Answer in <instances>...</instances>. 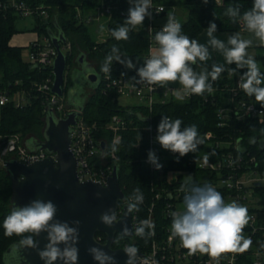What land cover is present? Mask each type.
Segmentation results:
<instances>
[{"label": "trees", "instance_id": "trees-1", "mask_svg": "<svg viewBox=\"0 0 264 264\" xmlns=\"http://www.w3.org/2000/svg\"><path fill=\"white\" fill-rule=\"evenodd\" d=\"M157 3L165 4L168 10L176 6L179 2L188 10L187 19L180 22L184 34L190 39L198 40V36L209 26V22L217 24L219 32H238L241 26L233 23L224 15L225 9L236 4L241 5V11L251 7L252 0H155ZM13 2H22L35 11L31 17L21 16L15 8ZM4 6L0 10V92H8L10 101L0 106V136L10 137L18 134L22 139L30 137L42 138L49 111L45 110L48 94L39 90V86L44 84L48 78L54 80L53 67L33 66L24 58V53L34 50L35 46L14 47L10 45V40L15 34L36 32L38 42L42 45L44 38L52 42V36L62 34L66 41L61 42L71 45L70 50L65 52L67 57L66 79L64 85V98L68 96L69 88L73 85V70L79 62V57L83 54L86 60L92 61L96 72L101 70V65L111 52L113 46L120 50L122 56L131 57L136 68L143 61L150 46V36L146 25L140 26L129 34L127 41H116L110 34L105 41H97L91 34L87 18L89 13L94 12L99 7L112 6V14H103L107 21L108 30L123 23L130 7L129 0H0ZM41 11H46L47 16L41 15ZM20 18H32L34 25L30 29H18L17 22ZM264 66V47L259 50L257 56ZM119 66L121 74H130L134 69H127L123 65L114 62ZM232 68L234 66L232 65ZM233 74L231 78H223L213 82L214 92L205 93L204 96L193 95L179 101L176 98L162 102L157 100L150 108L144 104L133 106H122L119 103V95L114 90H103V84L95 85L93 92L84 102V109L81 113L87 123H96L99 131L96 136L110 143L113 132L107 129V124L111 122L113 116H120L126 122V128L121 131V140L117 145L116 159L112 160L113 166H117L119 174V184L125 198L120 203L123 207L128 203V198L135 189H140L144 200L139 205L140 210L133 212L136 220L145 219L148 210L154 201L151 181L157 177L145 166L144 159L150 149V131L152 126L157 135V126L162 116L172 119H181L182 127L196 125L198 131L204 138V143L200 145L197 153H188L183 157L164 150L163 169L166 174L170 172L179 173L177 184H184L191 181L198 185L209 183L210 179L216 177L207 171L198 168V161L207 157L210 160H219L227 153L232 152L235 156L243 155L246 159L256 158L253 166L261 173H264V115L259 118L246 117L243 119L228 118L225 125H220L218 112L221 107L228 105L231 95L228 90L235 84V80L242 73ZM264 72V69H261ZM23 94L26 102L21 106H16L14 95ZM144 118V119H142ZM211 133L212 137L206 139L205 135ZM30 135V136H29ZM249 154V156H247ZM189 174L185 179L183 174ZM164 181H166L164 179ZM223 197L226 196L222 191ZM261 204L264 205V188H259ZM12 195V182L9 173L4 167L0 168V264H5L4 256L7 249L19 241V237L4 235L3 220L10 214ZM163 222V219H159ZM102 236L103 242L106 239L104 233H97V237ZM264 239V238H263ZM123 242L135 244L139 252H146L151 244V237L141 239L134 236L132 240H126L118 234L117 245L122 246ZM264 243V242H263ZM264 249V244L260 245ZM253 257L250 254L243 256L240 264H253Z\"/></svg>", "mask_w": 264, "mask_h": 264}, {"label": "clouds", "instance_id": "clouds-1", "mask_svg": "<svg viewBox=\"0 0 264 264\" xmlns=\"http://www.w3.org/2000/svg\"><path fill=\"white\" fill-rule=\"evenodd\" d=\"M203 3L207 4L208 0H203ZM129 4L123 23L109 30L116 41H127L133 30L143 26L145 18H151L149 9L152 8V0H129ZM224 15L240 25L248 37L245 38L238 31L225 42L217 38V24L210 21L206 28L208 42L202 44L184 34L181 23L169 13L166 23L154 34L155 49H150L142 66L136 68L131 57L122 56L119 48L113 46L101 65V71L111 74L112 65L117 62L127 69H136V76L132 78L135 84L166 88L169 83L178 82L180 88L173 89L172 94L183 101L192 95L212 94L213 82L219 80L226 70L230 75L243 70L239 75V89L264 107V72L255 57L247 51L255 42L264 45V0H252L251 7L244 11H241L240 4L229 6ZM100 31H105L103 25ZM210 49L220 53L226 65L235 67L226 69L224 64L212 63L209 71L207 61L211 58ZM198 67L202 70L197 71ZM182 124L181 119L162 116L156 135V141L163 149L179 154V157L197 153L204 143L196 125L182 127ZM118 143L115 141L110 146L111 151L117 150ZM204 159L206 162L207 157ZM147 162L157 170L163 167L153 150L148 151ZM180 191L184 193L183 209L169 213L170 239L178 238L190 255L207 254L217 261L225 252H244L250 248L251 239L243 235L245 226L252 219L246 206L236 200L226 202L213 185H198L190 178L181 185ZM143 200V193L135 189L128 198V211L138 212ZM57 211V206L51 200L35 199L27 205L14 206L3 220L4 235L19 237L18 243L12 245L13 255L33 249L43 264H79L81 222L61 221L57 219ZM100 221L107 227L122 223L113 209L103 212ZM153 229L150 220H142L131 229L126 224L122 225L121 236L135 235L147 239L154 235ZM42 233H46L47 243L41 249L37 238ZM86 252L94 264H118L116 256L103 247L90 246ZM123 253L125 264H148L147 258L139 255V248L135 244L126 245Z\"/></svg>", "mask_w": 264, "mask_h": 264}, {"label": "built area", "instance_id": "built-area-1", "mask_svg": "<svg viewBox=\"0 0 264 264\" xmlns=\"http://www.w3.org/2000/svg\"><path fill=\"white\" fill-rule=\"evenodd\" d=\"M3 6L8 8V5L0 3V10ZM12 6L23 17H31L35 14L33 9L22 2H13ZM101 9L103 14L111 15L113 7L107 5ZM149 11L152 13L151 18H145L144 24L150 36V46L148 53L144 56L143 61L138 64L137 68L142 66L149 55L150 49H155L154 34L165 24L163 20L168 14V7L152 0V8ZM40 14L47 16L46 11H41ZM88 20L90 21V17ZM38 40L31 43L35 48L29 52L27 61L33 66L53 67L57 56L56 48L46 38L43 39L42 45H40ZM61 47L64 52L70 50L71 45L66 43ZM92 66L96 72L95 66ZM119 71V66L113 64L111 74H105L101 70L96 72L104 85L103 90H114L119 95V98L122 96L136 97L140 104L142 103L151 108L157 101L156 94L160 91H166V88L158 86L135 84L132 78L136 76V69L130 74H121ZM53 81L48 78L44 84L39 86V90L48 94L45 110L54 113L58 118H65L71 108L66 104L64 97H59L52 93ZM238 81L239 78L228 89L231 93L227 102L228 105L219 109L220 125H225V121L228 118H259L264 115V107L257 103L254 98L247 97L239 89ZM172 92L173 90L169 92L170 96L175 98ZM7 93L0 92V106L10 101V95H7ZM17 95L16 106L19 107L26 100L23 94ZM192 96L187 98L189 99ZM161 101L165 102V100ZM126 125L127 122L122 117L113 116L111 122L107 124V129L113 132L112 141L108 143L96 136L99 131L96 123H87L82 115L78 116L76 124L72 125L73 134L70 149L78 161L77 171L81 181L93 180L103 185L108 184L114 170L112 160L116 159V151H111L110 146L115 141L120 142V133L126 128ZM147 129L150 131L149 150H153L157 154L159 162L163 165L165 159L163 152L165 149L156 141L153 127L149 126ZM205 137L210 139L212 134L208 132ZM25 141L26 139H22L18 134L10 137L0 136V168L4 167V163L7 160H17L24 164H30L49 156L56 160V154H50L44 150L29 149L25 145ZM103 141L105 142L104 149L101 148V142ZM144 164L152 174H157V177L150 183L154 192V201L148 210L147 217L142 219L150 220L154 225V235L150 236L151 244L146 252H141L143 254L141 257L147 258L148 264H240L243 256L247 254L253 257V264H264V249L260 248V245L264 244V205L260 203L261 195L258 194L259 188H264V173L253 167L256 164L255 157L246 159L243 155L235 156L232 152H229L219 160L207 159L205 162V159H201L198 161L197 166L199 169L212 173L216 177L215 180L210 179L209 183L218 191H225V201H238L247 207L249 215L252 217L243 230V235L252 241L250 248L244 252H225L219 257L218 261L207 254L196 253L190 255L188 250L182 247L178 238L170 239L171 216L169 213L183 209L184 193L180 191L182 183L176 184L174 180L179 181V175L175 178H170L169 173L166 174L164 172V167L159 170L155 169L154 166L147 162V157L144 159ZM126 204L128 205V203ZM159 219H163V222H159ZM140 221H137L136 215L133 214L134 226L138 225ZM97 238L103 242L102 236ZM126 245H129V243L123 242L122 248Z\"/></svg>", "mask_w": 264, "mask_h": 264}, {"label": "water", "instance_id": "water-1", "mask_svg": "<svg viewBox=\"0 0 264 264\" xmlns=\"http://www.w3.org/2000/svg\"><path fill=\"white\" fill-rule=\"evenodd\" d=\"M65 41L62 34L52 36V43L57 50L53 64L52 93L59 97L64 96L63 87L66 79L67 57L60 45ZM86 62V58L82 54L79 57L78 65H82L83 69L73 72V85L68 91L69 106H73L76 110L70 112L65 118H58L49 111L42 139L30 137L25 141V145L29 149L44 150L50 154H56V160L49 156L30 164H24L17 160L5 161L4 168L9 173L12 182L10 202L13 208L14 206L27 205L35 199L51 200L58 209L57 219L69 222L79 220L81 222L78 245L80 249L79 264H94L86 252L90 246L103 247L105 251L116 256L118 264H125L126 257L123 248L115 249L113 244L116 235H121L122 225L126 224L131 229L134 228V223L133 213L128 211L127 204L122 207L121 211L120 203L124 201L125 195L119 184L118 168L114 167L107 185L93 180L81 181L77 171L78 161L70 149L73 134L72 125L76 124L78 116L84 109V104L80 105L81 103L72 101V95L81 93L85 82L93 87L99 83L98 74L91 69L90 65L85 64ZM79 87H81L80 90ZM101 148H105L104 142H101ZM108 209L115 210L122 223H116L112 227L101 223L100 216ZM97 233L105 234L104 242L98 240ZM45 236L46 233H42L37 238L41 249L47 243ZM133 237L134 235L122 238L131 240ZM12 245L5 253V264H43L36 250L25 249L13 255ZM139 255L143 254L139 252Z\"/></svg>", "mask_w": 264, "mask_h": 264}, {"label": "crops", "instance_id": "crops-1", "mask_svg": "<svg viewBox=\"0 0 264 264\" xmlns=\"http://www.w3.org/2000/svg\"><path fill=\"white\" fill-rule=\"evenodd\" d=\"M167 17V16H166ZM239 32H241V34L247 38L248 37V33L247 32H243L242 29L239 30ZM233 33L235 32H219L217 31L215 33V35L217 36V38L223 40V41H227L228 37L230 35H232ZM32 34H35V36H32ZM34 37V38H32ZM38 39V34L36 32L34 33H29V32H26V33H19V34H15L12 39L10 40V45L11 46H14V47H28L31 45V43H33L34 41H36ZM198 41L202 44H207L208 42V37H207V33H206V29H204L202 31V33H200V35L198 36ZM264 47V45H260L258 42H255L253 47L249 48L247 51L249 52L250 55L254 56L255 59L257 61H259L261 63V65L263 66V63L262 61L257 57L258 56V53H259V50ZM210 53H211V58L207 61V68L208 70L210 71L211 70V65L212 63H220V64H224L225 65V68H232V65L229 66V65H226L225 62H224V59H223V56L218 53V52H215L213 50L210 49ZM235 67V65H233ZM261 69H264V66L263 68L260 67ZM197 71H201L202 68L198 67L196 69ZM232 75L229 74V72L226 70L224 73L221 74V77L220 79H223V78H231ZM92 87L89 85L88 82H85L84 85H83V88H82V91H81V95H84V99L82 102H79V99L77 98V95L73 94L72 95V101L75 103V102H78L81 103L82 105L84 104L85 102V93H84V87ZM94 87H92L93 89ZM180 88V85L178 82L176 83H169V85L166 87V91L165 92H158L156 94V99L157 100H167V99H170L171 96H170V91L173 90V89H178ZM65 99V98H64ZM66 104L68 105L69 108H73L69 106V102H68V96L66 97ZM80 104V105H81ZM140 104V103H139ZM104 142V141H103ZM105 143V142H104Z\"/></svg>", "mask_w": 264, "mask_h": 264}, {"label": "rangeland", "instance_id": "rangeland-1", "mask_svg": "<svg viewBox=\"0 0 264 264\" xmlns=\"http://www.w3.org/2000/svg\"><path fill=\"white\" fill-rule=\"evenodd\" d=\"M100 8V9H99ZM97 8L96 10H94V12H90L89 13V17H90V21L88 20L87 18V24H89V29H90V32L92 34V36L99 42H103L105 41V39H107V37L109 36V30H108V26H107V21L106 19L104 18V16L102 15L103 13L101 12L102 11V7H99ZM171 13L173 15H175V17L177 18V20L179 22H183L187 19V15H188V10L183 6L182 3H178L176 4V6H174L173 8L169 9L168 10V14ZM167 14V15H168ZM166 20H167V17L163 20L164 23H166ZM34 25V20L32 18H20L17 22V27L18 29H30L32 28ZM103 25L104 28H105V31L101 32L100 31V26ZM29 33H34V32H29ZM32 36H35V34H32ZM34 38V37H32ZM39 39V37H38ZM66 51H64L65 53ZM28 51H26L24 53V58L26 60H28ZM88 63H91L92 65L94 64L92 61L90 62L89 60H86ZM258 64L260 65V67L263 68V66L261 65V63L259 61H257ZM72 78H73V74H72ZM0 79H1V74H0ZM81 89V87H79V90ZM92 87H84V93H85V100L88 99L89 95L93 92L92 91ZM77 98L79 99V102H82L83 101V97L84 95H81V93H77ZM15 100L18 99V95H14L13 97ZM119 103L122 105V106H133V105H136V104H139L140 101L136 98V97H125V96H122L119 98ZM30 136V135H29ZM179 175L178 172H170L169 176L170 178H175ZM183 177L185 179H188L190 176L189 174H186L184 173L183 174Z\"/></svg>", "mask_w": 264, "mask_h": 264}, {"label": "flooded vegetation", "instance_id": "flooded-vegetation-1", "mask_svg": "<svg viewBox=\"0 0 264 264\" xmlns=\"http://www.w3.org/2000/svg\"><path fill=\"white\" fill-rule=\"evenodd\" d=\"M85 64H87V65H90L92 68V70L94 71V68H93V66H92V64L91 63H88V62H86ZM83 69V66L82 65H78L77 64V66L74 68V70H73V72H78V71H80V70H82ZM90 85V84H89ZM90 86H92V85H90ZM93 87V86H92ZM94 89V88H93ZM82 105V104H81ZM76 109L73 107V108H71V111L70 112H72V111H75ZM69 112V113H70ZM36 139H40V138H36ZM42 139V138H41ZM117 241H118V234L116 235V240H115V242H114V244H113V248H115V249H119V248H122V246H120V245H117ZM126 243V242H125Z\"/></svg>", "mask_w": 264, "mask_h": 264}]
</instances>
